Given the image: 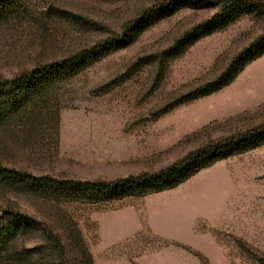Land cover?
Here are the masks:
<instances>
[{
    "label": "rangeland",
    "instance_id": "rangeland-1",
    "mask_svg": "<svg viewBox=\"0 0 264 264\" xmlns=\"http://www.w3.org/2000/svg\"><path fill=\"white\" fill-rule=\"evenodd\" d=\"M226 1L0 0V264H264V8Z\"/></svg>",
    "mask_w": 264,
    "mask_h": 264
},
{
    "label": "trees",
    "instance_id": "trees-1",
    "mask_svg": "<svg viewBox=\"0 0 264 264\" xmlns=\"http://www.w3.org/2000/svg\"><path fill=\"white\" fill-rule=\"evenodd\" d=\"M227 5L225 8L234 7V9H244L250 10L253 8H264V0L257 3L256 0H229L226 1ZM79 57H72L66 59L60 63L49 65L41 70H37L32 74V78L39 79L41 77L52 75L61 72L67 68L70 64L77 61ZM26 77H22L14 82V86L17 88H22L26 85ZM239 138H232L224 143L218 144L216 146H211L206 149L200 150L195 154L171 165L170 167L152 175H141L137 177H131L128 179L120 180L118 182H112L110 184L101 183L96 185L95 190L100 193H127L136 192L144 187H169L181 182L183 173L188 170L191 166L199 165L202 161L209 158H214L216 156H221L227 151L231 150L235 145L240 143ZM0 178H17V173L15 171L6 170L0 167ZM83 188H91L90 184L81 185ZM14 217L8 215L7 219L12 220ZM25 218L19 215V219ZM9 236L14 235L13 231L9 230ZM6 243V236L2 235L0 237V249Z\"/></svg>",
    "mask_w": 264,
    "mask_h": 264
}]
</instances>
